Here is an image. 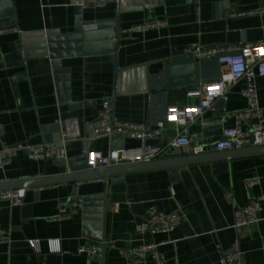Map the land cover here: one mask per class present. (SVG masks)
Segmentation results:
<instances>
[{
	"label": "crops",
	"instance_id": "0c3cea01",
	"mask_svg": "<svg viewBox=\"0 0 264 264\" xmlns=\"http://www.w3.org/2000/svg\"><path fill=\"white\" fill-rule=\"evenodd\" d=\"M81 1L0 0V30H4L0 33V148L43 143L42 129L54 124L59 130L49 129L47 135L60 139L66 120H75L80 139L66 143L68 158L79 155L86 142L89 151L107 153L110 140L90 136V125L105 100L112 103L115 119L158 131L146 142L162 143L163 136L166 142L174 136L171 128L158 126L166 108L196 105L199 97L189 93L200 82L215 80L220 70L217 62L195 61L188 51L197 46L259 41L264 30V0H100L85 6ZM76 5L81 6L85 22L109 25L117 18L118 71L114 74L112 54L62 58L61 68L68 70L65 100L42 39L48 31L74 32ZM157 21L166 25L123 32ZM190 62L194 64L193 83L182 81L191 74L167 77L166 67ZM169 79L182 82L170 84ZM254 81L262 110L259 121L264 124V76ZM243 86V81L234 84L218 100L215 111H205L189 126L196 144H213L221 138L222 128L235 124L226 115L246 107L240 93ZM224 116L221 123H203ZM248 123L242 120L241 127L245 129ZM141 143L139 139L123 140L125 147ZM66 170V165L34 159L22 149L0 169V183L34 180ZM249 178L260 182L248 188L245 181ZM16 188L25 189L21 205L0 200V227L10 236L8 243H0V264H154L149 255L134 262L121 254L151 240L164 242L159 250L166 264H220L222 251L236 236L234 209L255 195L264 197V156L129 174L123 182L110 183L104 258V242L82 228L78 205L68 209L67 218H57L60 201L78 202L82 196L104 193L103 179ZM152 208L178 214L175 229L154 236L137 233L136 225ZM261 216L259 222L239 232L242 264H264V209ZM31 239L39 240L37 250L29 244ZM50 240L57 241V251H49ZM87 244L96 245L98 258L79 252Z\"/></svg>",
	"mask_w": 264,
	"mask_h": 264
},
{
	"label": "built area",
	"instance_id": "2783aa9c",
	"mask_svg": "<svg viewBox=\"0 0 264 264\" xmlns=\"http://www.w3.org/2000/svg\"><path fill=\"white\" fill-rule=\"evenodd\" d=\"M197 1V0H196ZM97 3L96 0H82L80 5ZM166 25L164 21L135 25L123 32H134L146 29L162 28ZM4 30H0V33ZM195 61L213 60L220 65L218 77L212 81L200 82L190 95H197L199 101L196 105H170L166 108L164 115L159 121L160 129L167 127L174 132L169 140L164 143H150L147 139L153 138L158 131H150L144 124L119 121L114 118L110 102L103 101L101 110L96 119L91 123L90 136L92 138L105 137L110 140L111 147L107 153L101 151H88L85 157L87 169L108 167L119 164L147 162L165 156L171 149H177L185 154H200L207 150L225 151L240 149L247 146L264 145V124L259 121L262 110L259 105L258 92L255 78L264 76V30L259 41L241 42L215 46H197L187 53ZM239 81L244 86L240 93L246 99V107L232 115L235 124L224 127L221 130V138L211 145L196 144L190 135L189 126L197 121L205 111H215L217 102L223 98L229 89ZM225 116L211 121L203 122L221 123ZM248 119V126L243 129L241 121ZM124 138L139 139V146L125 147ZM80 139L79 130L75 120H66L61 137L56 142H43L40 144H15L0 148V169L11 162L19 150H26L34 159L38 160H62L68 158L66 143L71 140ZM258 178H249L245 181L248 188L258 185ZM25 197L24 188H16L0 192V199L6 200L10 206H19ZM76 200L60 201L58 204V219L69 216L68 209L77 206ZM264 209V197L255 195L241 207L233 211L232 228L236 236L231 245L222 251L220 264H242V251L239 242L241 229L259 222L262 219ZM180 216L176 213H164L155 208L150 209L145 218L136 225L135 231L139 234L154 236L159 233H167L175 229L179 223ZM9 234L0 227V243H8ZM29 244L38 249L39 240H28ZM162 241L151 240L142 242L129 251H121L123 257L134 262H140L149 255L154 264H166V259L159 247ZM50 252L58 250L57 241H49ZM79 252L95 256L97 247L87 244L80 247ZM174 264H177L176 262Z\"/></svg>",
	"mask_w": 264,
	"mask_h": 264
},
{
	"label": "water",
	"instance_id": "95a60500",
	"mask_svg": "<svg viewBox=\"0 0 264 264\" xmlns=\"http://www.w3.org/2000/svg\"><path fill=\"white\" fill-rule=\"evenodd\" d=\"M96 2H101L96 0ZM76 25L74 32L68 34H59L56 31H48L43 36L42 41L45 44V51L50 60L51 68L56 81H60L64 99L68 98V70L61 68L60 60L65 57L92 54H112L114 74L117 73L116 53L118 47L117 18L106 23L85 22L81 18V6L76 5ZM44 51V52H45ZM43 52V53H44ZM194 64H177L168 66L165 69L167 77H174L178 74L190 75L182 81L193 83ZM180 80L169 79L170 84L182 82ZM114 95V93H113ZM111 109L112 103H111ZM58 125H50L42 129L45 142L57 141L58 136H49L48 130L58 131ZM174 134V132H172ZM166 136H163L162 143ZM90 150L89 144L82 146L79 155L67 158L66 161L51 160L59 166H67L64 173L40 177L34 180H24L15 183H0V192L16 189V187L29 185H48L64 182H80L96 179L105 181V191L100 194L86 195L78 198V207L82 213V228L92 237L103 240L102 258L106 249V219L110 211V202L108 199V187L110 183H120L124 177L129 174L151 172L166 169L185 168L190 165L202 164L220 160H232L253 156H264V145L247 146L240 149L225 150L220 152H206L200 154L183 155L177 149H171L165 156L147 162H135L113 165L108 167L87 169L85 166V157ZM3 200V199H0ZM98 258V255L94 256Z\"/></svg>",
	"mask_w": 264,
	"mask_h": 264
}]
</instances>
